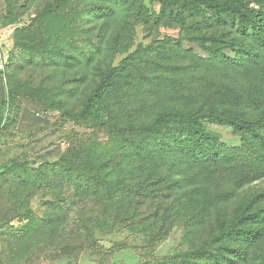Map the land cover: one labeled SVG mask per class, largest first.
<instances>
[{
	"label": "rangeland",
	"instance_id": "rangeland-1",
	"mask_svg": "<svg viewBox=\"0 0 264 264\" xmlns=\"http://www.w3.org/2000/svg\"><path fill=\"white\" fill-rule=\"evenodd\" d=\"M234 1L264 9V0ZM179 15L157 0H0V32L8 35L11 46L5 67L13 100L11 119L19 117L24 102L34 103L27 120L0 129V173L23 164L40 168L87 146L89 151L120 153L124 161H119L115 175L124 181L131 131L164 109L192 112L193 102L200 98L257 119L264 109V72L200 60L207 54L194 41L193 29H181ZM135 52L142 63L118 78L119 87L108 98L110 119L125 132L111 136L82 114L84 104L106 72ZM227 56L236 58L231 52ZM208 129L229 147L241 145L242 136L230 128ZM23 176L16 169L7 180L0 177V264H99L81 248L69 251L44 242L46 219L61 217L60 210L50 207L64 185L58 179L52 193L39 188L41 180L21 182ZM161 180L154 188L170 195L166 204L173 206L179 194L171 185L176 179L163 173ZM234 184L227 187L231 192L225 191L231 199L223 207L231 215L244 201L264 193V179ZM207 228L185 240L183 230L174 227L157 250L143 248L141 253L133 249L127 231L96 238L106 248L117 243L128 247L111 264H170L164 259L175 256L190 264L184 255L206 238ZM35 231L42 242L33 237Z\"/></svg>",
	"mask_w": 264,
	"mask_h": 264
},
{
	"label": "trees",
	"instance_id": "trees-1",
	"mask_svg": "<svg viewBox=\"0 0 264 264\" xmlns=\"http://www.w3.org/2000/svg\"><path fill=\"white\" fill-rule=\"evenodd\" d=\"M157 1L164 9L180 12L179 25L183 31L193 29L194 41L207 54L200 59L207 60L206 64L264 72V9L234 0ZM228 52L236 58L231 59ZM140 63L138 52L128 56L118 67L110 68L87 96L82 114L97 129L111 136L125 134L110 119L108 98L119 87L118 78ZM215 103L198 98L192 112L167 108L132 130L124 181L115 175L119 161H124L120 153L97 148L89 151L87 146L70 150L59 161L40 168L25 164L11 167L0 177L7 180L9 172L20 169L24 175L21 182L41 180L39 188L52 193L61 179L64 192L60 197L54 194L50 207L60 210L61 217L56 219L53 214L46 219L42 228L48 238L43 240L63 250L81 248L99 264H111L113 257L128 247L117 243L106 248L96 238L98 234L127 231L135 243L133 249L141 253L143 248L157 250L174 227L183 230L186 240L203 233L206 226V238L191 245L184 255L189 256L188 263L197 264L200 259L209 264H264V193L244 201L232 215L223 210L231 199L229 185L264 179V109L252 120ZM12 104L4 70L0 72L3 131L19 122L22 109L14 121ZM208 125L232 129L242 136L241 145L222 143ZM163 173L176 179L171 185L179 194L173 206L166 204L170 195L154 188L161 183ZM35 233L33 237L42 242L40 232ZM164 260L184 264L177 256Z\"/></svg>",
	"mask_w": 264,
	"mask_h": 264
},
{
	"label": "crops",
	"instance_id": "crops-1",
	"mask_svg": "<svg viewBox=\"0 0 264 264\" xmlns=\"http://www.w3.org/2000/svg\"><path fill=\"white\" fill-rule=\"evenodd\" d=\"M10 51H11V46L9 44L8 35H4V32H0V59H3L6 65L8 63ZM33 106H34L33 102H27V103L24 102L19 122L21 119H22V123L24 120L28 119L27 110H29L30 107Z\"/></svg>",
	"mask_w": 264,
	"mask_h": 264
},
{
	"label": "built area",
	"instance_id": "built-area-1",
	"mask_svg": "<svg viewBox=\"0 0 264 264\" xmlns=\"http://www.w3.org/2000/svg\"><path fill=\"white\" fill-rule=\"evenodd\" d=\"M6 67L5 61L0 59V72L4 71Z\"/></svg>",
	"mask_w": 264,
	"mask_h": 264
}]
</instances>
